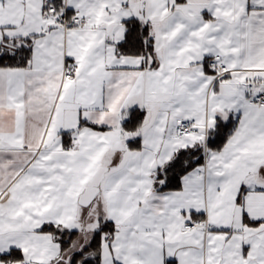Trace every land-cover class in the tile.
<instances>
[{
    "label": "snow or ice",
    "instance_id": "1",
    "mask_svg": "<svg viewBox=\"0 0 264 264\" xmlns=\"http://www.w3.org/2000/svg\"><path fill=\"white\" fill-rule=\"evenodd\" d=\"M0 264H264V0H0Z\"/></svg>",
    "mask_w": 264,
    "mask_h": 264
}]
</instances>
